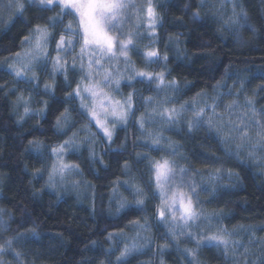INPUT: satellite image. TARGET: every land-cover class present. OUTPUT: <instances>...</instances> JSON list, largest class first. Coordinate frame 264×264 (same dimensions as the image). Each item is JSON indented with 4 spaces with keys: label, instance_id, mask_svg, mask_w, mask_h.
I'll use <instances>...</instances> for the list:
<instances>
[{
    "label": "trees",
    "instance_id": "obj_1",
    "mask_svg": "<svg viewBox=\"0 0 264 264\" xmlns=\"http://www.w3.org/2000/svg\"><path fill=\"white\" fill-rule=\"evenodd\" d=\"M24 2L27 10L23 15L1 9L0 60L7 58L10 62L15 57L13 54L25 46L22 42L32 28L47 24L48 17L56 15L41 10L31 0ZM236 2L237 11L240 7L247 11V22L241 19L235 24L229 20L233 15L231 0L223 8L220 0H205L203 8H200V0H153L161 17L155 27V39L152 33L145 31L146 23L141 24L137 48L129 56L131 64L139 71L153 75L163 72L165 82L159 84L156 80L136 77L131 70L125 72L126 77L133 79L122 82L120 93L123 97L132 95L134 115L126 125L115 127L112 142L107 141L93 121L92 131L96 136L84 139L82 126L91 118L80 109L76 97L67 95L80 80L81 72L70 68L67 82L64 74H55L54 91L48 92L43 87L44 83H51L47 77L33 86L35 82L26 83L23 78L16 81L7 65H0V85H4L0 88V219L8 223L7 231L0 230V244L19 231L28 233L14 242L15 250L23 254L24 264H100L101 261L114 264L118 249L128 243V239L117 235L110 240L109 234L123 230L128 236H134L136 229L129 221L138 219L143 224L147 219L151 226L147 234L152 241L142 252L130 257L128 264H161V261L188 264L183 248L194 247V241L182 237L177 247L167 227L156 216L157 207L162 203L158 193L153 195L156 190L149 161L167 158L175 160L177 166L200 170L192 177L198 184L209 182L213 170H223L221 179L211 181L216 186L215 195H208L205 188L198 208L207 212L223 210L225 215L214 218L211 225L219 223L229 231L236 228L233 239L241 241L238 251L242 253L243 246H248V264H261L264 259L261 257L264 248L259 241L264 238V169L258 161L264 151L257 150L258 158L254 162L247 159L248 146H245L240 149L238 159L234 153L239 141L229 139L232 148L229 152L222 136L206 123L189 131L185 120L192 119L190 111L172 125L165 124L158 114L164 108H179L194 97L201 106L213 103L218 81L222 82V87L218 90L217 112L235 98L237 90L241 105L247 94L254 98L258 112L264 109V90L260 88L264 85V0ZM4 3L5 0H1V5ZM185 5H189L190 10ZM209 8L218 14L212 15ZM197 9L201 19L193 21L192 12ZM58 31L59 28L54 29L53 34ZM149 50H156L160 56L166 54L167 61L146 58L144 53ZM172 80L178 82L176 90L166 86ZM241 82L243 89H240ZM197 93L202 95L197 97ZM20 94L26 99L31 97L32 111L28 115L22 113V103L17 101ZM148 97L154 100L149 103ZM66 109L70 118L63 131H58L57 118H62ZM208 112L211 115L210 109ZM142 115L146 130L162 133L161 146H154L141 131L138 120ZM76 132L77 141L83 140V143L69 151L65 161L79 166L75 171L82 189L77 194L66 181L60 186H47L48 172L54 161L50 149ZM169 140L175 142L180 155L174 156L166 146ZM30 141L39 142L40 148ZM37 169L42 171L37 173ZM228 169L238 173L239 179L229 177ZM133 186L143 188L145 193L142 209L133 203ZM183 190L189 191L186 187ZM122 198L128 206L117 211ZM197 223L208 230L209 225L203 219ZM241 225L244 228H240ZM248 226L255 230V239L247 230ZM32 231L36 235H31ZM165 243L169 245L167 249L157 248ZM0 259L16 264L11 250L0 255ZM201 259L205 264H231L232 257L216 249H204ZM244 259V256L239 257L241 264Z\"/></svg>",
    "mask_w": 264,
    "mask_h": 264
},
{
    "label": "snow or ice",
    "instance_id": "obj_2",
    "mask_svg": "<svg viewBox=\"0 0 264 264\" xmlns=\"http://www.w3.org/2000/svg\"><path fill=\"white\" fill-rule=\"evenodd\" d=\"M32 4L44 11L55 12L56 15L48 17V23L45 25H35L28 36L24 37L22 44L27 47H22L20 52H15V60L8 62L7 58L0 60V65H7L8 70L16 81L23 78L24 82L32 83L40 82L38 74L41 62L45 64L51 62L52 73H62L65 75L67 82V74L69 67L75 70L77 67L82 73L80 80L76 87L67 95L77 97L80 99V107L89 115L92 120L82 126L85 132L84 139L94 138L96 133L92 131V121L103 132L108 142H112L115 126L117 123L126 124L129 117L133 116V97L129 94L123 101L114 100L110 92L106 89H119L121 80L133 78L132 76L125 77L118 67L113 71V61H119L121 57L124 63L131 68L135 76L143 77L148 80H156L159 84H164L165 74L163 72L153 75L150 72L139 71L131 64L129 53L137 48V38L140 36L138 31L141 24L146 23L145 31L152 33L153 38L155 27L160 22L161 17L153 4V0H144L143 3H138L137 0H31ZM228 0H220V7L226 6ZM232 17L229 20L232 23L238 24L243 19L248 20V13L243 7L237 11L239 6L236 0H231ZM190 10L189 5H185ZM205 7V0H200V8ZM0 9L4 11H15L18 15H23L27 10L24 0H5ZM57 9L59 11L57 12ZM208 12L212 15H217L218 11H213L211 8ZM193 21L201 19V12L199 9L192 12ZM59 28V31L53 34V30ZM255 31V29H253ZM55 44L56 55L51 56L49 53V45ZM79 47V52L75 56H66L65 53L69 49L75 50ZM146 58L158 57L159 59L167 61V55L160 56L156 50H149L144 53ZM158 62V61H155ZM127 70V69H126ZM98 77V78H97ZM173 90L178 88V82L175 80L169 81L166 85ZM4 85H0L3 88ZM222 87V82L218 81L215 88L217 96L213 98V103H205L203 106L194 97L191 101H185L179 108L170 107L164 108L162 112L158 113L161 119L167 125H172L178 122L184 113L191 112L192 119L185 120L189 131L198 128L201 124L206 123L209 128L215 129L218 135L223 138L229 152L232 151L229 139L239 141L236 143L235 155L240 158V149L248 146L247 159L257 162V150L264 151V109L260 112L255 107V100L253 97L244 95L243 105L239 102L240 91L235 92V98L225 105V108L232 111L234 108H244L241 112L240 118L236 121L228 119L227 124L224 123L223 113H217L216 109L219 100V88ZM243 82L240 84V89H243ZM44 88L48 92L54 91V85L51 83H44ZM260 88L264 90V85ZM232 94V90H229ZM202 93H197L200 97ZM255 90L253 91V96ZM29 98H25L23 94L17 96V101L24 105V114L28 115L32 110L29 107ZM151 103L154 98H146ZM106 102V105H105ZM46 105V102H44ZM211 110L209 115L208 110ZM43 111V110H41ZM99 112H103L104 119L102 120ZM62 118H57L56 127L58 131H63L64 125L70 118V113L66 109L61 114ZM108 117H112L111 126H109ZM139 127L142 132H145L150 142L154 146H161L162 133H153L145 129V118L142 115L138 120ZM228 128V133H234V136H229L225 133V128ZM254 129V132H253ZM78 132L73 133L72 137L65 140L63 143L50 149L51 155L56 159L51 164L48 172V187H54L56 177L59 176L61 180L64 179V174L67 170H77L78 165H68L63 161V155L67 148H77L83 143V140L77 141ZM37 149L40 148V143L30 141ZM175 142L169 140L166 145L172 150L174 156L180 155L174 147ZM95 156V153H91ZM102 162V161H101ZM259 164L264 169V156L259 157ZM128 165L125 164V169ZM149 169L152 173V183L155 187L153 195L158 193L161 203L166 206L168 215L164 207H157L156 216L160 223L167 227L169 236L172 241L176 242L179 247L181 238H186L189 241H194V247H184L183 252L188 258V264H205L201 259V252L204 249L211 251L216 249L222 252L226 257L231 256V264H241L240 256L245 259L242 264H248L247 254L250 252L248 246H243V252L238 249L241 246V241L233 239L236 228L229 231L226 226L217 223L215 226L211 225V221L225 215L223 210H213L207 212L203 208H198L200 205L201 192L207 188L208 195L214 196L216 193V186L211 181L213 179H221L223 175L222 169H215L211 172L209 182L198 184L192 177L200 170L193 171L184 166H177L175 160L164 158L162 160L149 161ZM37 173L42 170L37 169ZM229 177L239 179L238 173L232 170H226ZM179 180V183H177ZM119 183V182H117ZM127 183V181H125ZM188 188L189 191H184L183 188ZM175 188V190H173ZM199 189V190H198ZM115 191V189H114ZM133 203L137 208L142 209L145 205V193L143 188L133 186L132 189ZM128 206V202L121 199L117 211ZM2 211V210H0ZM203 219L209 225L207 231L204 226L197 223ZM129 224L136 229L134 236H128L123 230L116 233H110L108 239H113L114 236H123L125 239H130L131 243H126L121 249H118L119 254L116 255L114 264H128L129 258L135 254L142 252L144 248L148 247L152 241L149 235H141V233L150 232L151 226L145 219L142 224L140 220H130ZM214 228V230H213ZM240 228H244L243 225ZM194 229H199L194 230ZM0 230L7 231V221L0 219ZM248 231L251 232L255 239V230L252 226H248ZM28 233L17 232V234L9 239H5L0 244V255H4L10 250L16 260V264H24L22 258L23 254L16 251L14 242L25 238ZM31 235H36L34 231ZM141 240L144 243H141ZM260 245L264 248V238H259ZM253 240H249L251 244ZM95 243V242H93ZM168 244L157 245L161 251L168 248ZM108 252L113 250L110 248ZM261 257L264 258V251L261 252ZM0 264H7L3 259H0ZM100 264H104L103 261ZM150 264V262H148ZM163 264V261H161ZM264 264V259L261 260Z\"/></svg>",
    "mask_w": 264,
    "mask_h": 264
},
{
    "label": "rangeland",
    "instance_id": "obj_3",
    "mask_svg": "<svg viewBox=\"0 0 264 264\" xmlns=\"http://www.w3.org/2000/svg\"><path fill=\"white\" fill-rule=\"evenodd\" d=\"M0 5H1V0H0ZM0 12H1V9H0ZM24 47H27V45L25 44ZM78 52H79V47L77 46V47L75 48V50L69 49V51H68L67 53H65V55H66V56H75ZM49 53H50L51 56H55V55H56L55 46H53L52 44L49 45ZM155 58H156V57H153V58H151V59H155ZM13 60H15V57L12 58L10 62H12ZM112 64H113V71H115L116 68L118 67L119 71H120L122 74H124V76H125V72H126V71L131 70V68H130L128 65H126V64L124 63V59H123V57H121L119 61H113ZM70 68H71V67H69V69H70ZM51 69H52L51 62H47L46 64H45L44 62H41V67H40V70H39V72H38V74H39V76H40V81H41L42 78L47 77V80H49V81L51 82V84L54 82V80H53L54 78H53V77H54L55 74H57V73H54V74H53L52 71H51ZM126 69H127V70H126ZM75 70H78V71L80 72V70H79L78 67H77ZM79 76L81 77V75H79ZM125 77H126V76H125ZM136 77H138V76H136ZM97 78H98V77H97ZM141 78H143V77H141ZM132 79H133V78H132ZM124 81H127V79H122V80H121V84H122V82H124ZM121 84H120V86H121ZM33 86H37V83L35 82V83L33 84ZM43 87H44V86H43ZM75 87H76V86H75ZM106 90L110 92V94H111V96L114 98V100H120V101H123V100L126 98V97H123L122 94L120 93V92H121V88H120V87H119V89H115V88L113 87L112 89H106ZM76 98H77V97H76ZM77 99H78V101H79L78 104H79V107H80V99H79V98H77ZM105 105H106V102H105ZM22 106H23L22 113L24 114V105L22 104ZM29 107H30V109H31V105H30V103H29ZM133 107H134V104H133ZM80 109H81L84 113H86L81 107H80ZM221 112L223 113L224 123L227 124V121H228L229 118L232 119L233 121H236L238 118H240V114H241V112H242V109H236V108H234L232 111H229V110H227L225 107H224V108H223V107L218 108V112H217V113H221ZM188 113H189V112L184 113V115H185V114H188ZM86 114H88V113H86ZM98 114L100 115L101 119L103 120V119H104V114H103V112H99ZM88 115H89V114H88ZM89 116H90V118H91V120H92L91 115H89ZM129 119H130V117H129ZM129 119H128V120H129ZM112 120H113L112 117H108L109 126H111V122H112ZM93 122L95 123L94 120H93ZM127 123H128V121H127ZM127 123H126V124H127ZM66 124H67V123H66ZM66 124H65V125H66ZM126 124H125V125H126ZM123 125H124L123 123H117L115 127L123 126ZM96 127H97L98 131H99L100 133L103 134V132L99 129V127H98V126H96ZM228 128H231V125H228L227 128H225V132L227 133V135H229V136L231 137L232 134H234V133H228ZM253 131H254V129H253ZM103 136H104V134H103ZM78 142H79V141H78ZM73 149H75V148H67V149H66V151H65V153H64V155H63V161H64V163H66V161H65L66 154H67L69 151L73 150ZM55 159H56V158L54 157V160H55ZM66 164H67V163H66ZM64 181H66L67 184H69L70 186H72V191L75 192L76 194L79 192L80 189H82V188H81V186H82L81 179H80V177H78V173H77L75 170H67V171L65 172V174H64V179H63V180H61L60 177L57 176V177H56L55 185H59V186H60V184H61L62 182H64ZM79 186H80V187H79ZM173 190H175V188H173ZM161 207H164V208H165L166 216H167V215H168V212H167V208H166V206L162 204ZM1 218H2V216H1ZM141 235L143 236V235H148V234H147V233H141ZM128 243H131V240H130V239H128ZM141 243H144V241L141 240ZM150 243H151V242H150ZM150 243H149V245H150ZM149 245H148V246H149ZM146 248H147V247H146ZM146 248H144V249H146ZM144 249H143V250H144Z\"/></svg>",
    "mask_w": 264,
    "mask_h": 264
}]
</instances>
